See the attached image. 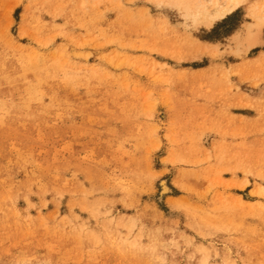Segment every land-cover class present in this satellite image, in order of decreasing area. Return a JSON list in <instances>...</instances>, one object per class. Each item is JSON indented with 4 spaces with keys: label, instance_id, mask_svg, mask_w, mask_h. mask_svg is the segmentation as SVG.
Here are the masks:
<instances>
[{
    "label": "rangeland",
    "instance_id": "obj_1",
    "mask_svg": "<svg viewBox=\"0 0 264 264\" xmlns=\"http://www.w3.org/2000/svg\"><path fill=\"white\" fill-rule=\"evenodd\" d=\"M259 1L0 0V264H264Z\"/></svg>",
    "mask_w": 264,
    "mask_h": 264
},
{
    "label": "bare ground",
    "instance_id": "obj_2",
    "mask_svg": "<svg viewBox=\"0 0 264 264\" xmlns=\"http://www.w3.org/2000/svg\"><path fill=\"white\" fill-rule=\"evenodd\" d=\"M245 1L246 0H185V3L183 2V8L186 14L192 17L194 22L206 29H210L214 23L225 19L227 16L238 10ZM246 16L250 22H247L245 25L242 35L234 34L232 38L237 45L238 51L239 48H242L245 52H248L257 46H260L263 42L262 32L264 30V0H260L259 2L252 4L248 8ZM203 44L205 49L215 46L211 43ZM165 183H160L162 194L168 192L169 190ZM247 183V180L241 181V183L237 186V189L243 190ZM254 194L257 196L264 195V189L259 187ZM239 203H242V200H239Z\"/></svg>",
    "mask_w": 264,
    "mask_h": 264
}]
</instances>
